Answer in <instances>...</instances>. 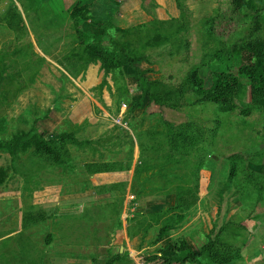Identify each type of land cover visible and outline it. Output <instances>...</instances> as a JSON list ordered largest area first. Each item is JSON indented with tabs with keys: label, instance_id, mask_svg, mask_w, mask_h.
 <instances>
[{
	"label": "rangeland",
	"instance_id": "374dc122",
	"mask_svg": "<svg viewBox=\"0 0 264 264\" xmlns=\"http://www.w3.org/2000/svg\"><path fill=\"white\" fill-rule=\"evenodd\" d=\"M231 1L0 0V142L61 139L56 156L0 150V264H167L189 253L180 242L212 244L192 264H264V92L235 79L221 105L194 85L209 90L222 52L264 37L247 10L212 32ZM112 43L135 63L111 66ZM115 173L130 186L100 187Z\"/></svg>",
	"mask_w": 264,
	"mask_h": 264
},
{
	"label": "trees",
	"instance_id": "16d2710c",
	"mask_svg": "<svg viewBox=\"0 0 264 264\" xmlns=\"http://www.w3.org/2000/svg\"><path fill=\"white\" fill-rule=\"evenodd\" d=\"M81 2L82 1L79 2L77 8L72 12V17L77 21V23H79V25L82 22L91 19V17H87L85 19L82 18L86 12L87 14L90 12L87 7L80 4ZM231 4L232 15L219 19L212 29V32L218 34V36H226L235 32L243 19L242 15L244 10H247L255 22H264V0H232ZM96 25L102 28L103 32H105L108 27V24H103L101 22H96ZM77 33L79 34L80 45L87 48L90 56L93 57L99 53H104V51H102L98 46L101 41L100 37L92 38V36L84 33L80 27H78ZM113 47L116 55L109 57L113 62L111 66L119 68L124 65L135 63L132 59L127 57L124 51L118 49L114 44ZM99 56L103 61V68H106L105 66L108 67L105 56L103 57L102 54ZM219 61L221 64L212 75L209 90L205 89L204 82L199 77H194L195 88L200 93L208 95L214 103H219L221 105H225L227 103V96L235 79H248L257 90L264 92V37L261 40L246 43L238 49L225 50V52H222L220 55ZM138 82L140 83V81ZM146 95L149 99H154V97L148 95L147 93ZM60 141L61 139L56 141L47 139L45 135L35 133L34 131L29 132L28 134L17 133L14 134L10 140L1 141L0 150L13 156L16 154L17 150L33 146L42 153L50 156H56L57 145ZM2 183L3 178L2 174H0V185ZM168 231V227L161 229L159 232V239L166 236ZM211 247L212 244L209 243L208 245H205L199 253H193L190 251L188 244L180 242L179 245H175L174 249L176 252H189L184 258L179 259L176 257H164L161 260L167 264H192L202 259L206 253L210 254ZM121 257L122 255H118L116 259H120Z\"/></svg>",
	"mask_w": 264,
	"mask_h": 264
},
{
	"label": "crops",
	"instance_id": "0c3cea01",
	"mask_svg": "<svg viewBox=\"0 0 264 264\" xmlns=\"http://www.w3.org/2000/svg\"><path fill=\"white\" fill-rule=\"evenodd\" d=\"M128 12V11H127ZM127 12L125 11V12H123V14L122 15H127ZM123 17V16H122ZM121 17V18H122ZM117 20V18H115V22H117L116 21ZM119 23H121V24H123L124 22L123 21H119V22H117V24H119ZM121 24H119V25H117V26H119V27H121V26H123V25H121ZM127 28V27H126ZM125 176H127V177H125ZM106 178H110L109 179V181H106V182H103V183H101L100 184V187L102 186H105V187H112V186H115V185H117V184H126L128 187L130 186V184H131V176H129L128 174H126V173H115V174H107V175H104V177H103V179H106ZM103 179H102V181H103ZM140 209L139 210H143V206H142V203H140ZM142 213L141 214H144V215H146L147 214V212H145V211H141ZM143 212H145V213H143ZM149 213V212H148ZM125 235V234H124ZM122 237V236H121ZM117 240V239H116ZM124 244H125V247H122V246H120L119 248H118V250H119V254L118 255H123V251L125 250V248L128 250V251H130V250H132V243L131 242H128L127 241V238H126V235L124 236ZM117 243L114 241V243H112L111 245H112V247L113 246H115ZM108 248V249H110V250H112L113 248ZM124 248V249H123ZM74 260H77V259H74ZM68 262H69V260H66V264H68Z\"/></svg>",
	"mask_w": 264,
	"mask_h": 264
}]
</instances>
